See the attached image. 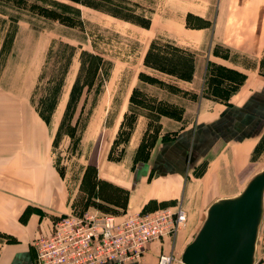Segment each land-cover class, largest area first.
<instances>
[{
    "label": "rangeland",
    "instance_id": "374dc122",
    "mask_svg": "<svg viewBox=\"0 0 264 264\" xmlns=\"http://www.w3.org/2000/svg\"><path fill=\"white\" fill-rule=\"evenodd\" d=\"M145 5L122 0H0V81L11 88L27 86L30 113L33 110L39 118L37 122L28 118V107L15 96L0 98V130L12 127L14 152L19 146V154L30 151L29 156L22 154V166L8 172L14 192L30 200L20 209V221L32 214L54 222L70 211L127 210V188L98 179L97 157L107 166L131 157L135 165L152 157L161 142L177 136L176 130L160 127L162 116L180 119L187 113L186 125L198 135L199 123L208 126L226 108L217 96L235 90L243 80L242 72L210 63L200 88L202 73L192 77L194 51L163 40L162 35L153 37L147 47ZM189 22L201 21L192 16ZM100 54L109 60L100 62ZM7 57L14 60L13 66L1 78ZM260 72L264 74V55ZM177 75L193 81L183 82ZM105 79L108 87L103 85ZM201 96L219 102L203 104L198 116L195 104ZM138 114L148 124L139 149L130 151L129 125ZM206 131L214 133L211 128ZM204 133L208 132L200 135ZM245 143L249 145L244 147ZM198 160L189 171L199 178L198 188L203 187L201 200L207 189L213 190L214 198L236 193L264 166V126L241 143L216 137ZM179 200L183 202L180 197L150 203L141 210ZM3 235L11 236L0 232V239ZM257 244L261 255L264 218ZM179 257L173 263L183 264Z\"/></svg>",
    "mask_w": 264,
    "mask_h": 264
},
{
    "label": "crops",
    "instance_id": "0c3cea01",
    "mask_svg": "<svg viewBox=\"0 0 264 264\" xmlns=\"http://www.w3.org/2000/svg\"><path fill=\"white\" fill-rule=\"evenodd\" d=\"M122 1L147 4L143 7L148 11V22L143 24L146 26L144 29L150 34L147 47L153 37L162 35L163 40L195 52L196 67L192 77L202 73L200 88L204 87L209 76L210 63L234 68L243 73V80L238 88L231 90L227 95L217 96L224 100L226 108H222L218 116L210 119L209 127L199 123L196 129L198 135L191 134V127L186 125V121L190 120L187 113L184 112L180 119L162 116L160 127L164 131L176 130L177 136L171 141L161 142L152 157L150 154L147 160L135 165L131 163V157L126 162L122 160L110 166L102 161L100 155L96 159L98 178L127 188V210L137 211L150 203L180 197L185 202L187 215L185 224L174 235L149 242L140 259L127 263L157 264L161 252L172 251L176 256L180 255L204 219L205 208L215 199L213 190L207 189L201 200L203 187L198 188L199 178L189 171L198 163L201 154L216 137L225 142L233 140L241 143L264 126V74L260 72V61L264 55V0ZM192 16L199 17L201 22L198 24L189 22ZM100 55L103 60L110 57L107 54ZM12 61L14 60L11 57L6 58L1 78L8 75L9 69L13 66ZM16 74L12 76H15L12 82H15ZM179 78L187 83L193 81L189 78ZM108 84L109 80L105 79L104 87H108ZM128 88H132V85ZM0 98L16 99L28 107V118L33 122L38 121V116L33 110L30 113V106L27 104L29 101L27 86L11 88L0 81ZM205 99L207 101H204ZM210 101L214 104L219 102L204 96L197 99L195 110L198 116L203 104ZM147 124L148 119L142 114L136 116L126 142L130 151H136L138 148ZM210 128L214 133L206 131ZM11 129L12 127L4 125L0 130V232L11 234L10 237L3 235V239H0V264H36L34 239L49 233L53 222L43 214L40 217L38 214H32L26 221H20L18 218L20 209L30 200L14 192L8 172L22 166L20 164V160L23 161L24 158L22 154L29 156L30 151L19 154L22 149V146H19L14 152ZM202 132L208 133L200 135ZM245 144L244 147L249 145ZM186 172L190 175L184 177Z\"/></svg>",
    "mask_w": 264,
    "mask_h": 264
},
{
    "label": "built area",
    "instance_id": "2783aa9c",
    "mask_svg": "<svg viewBox=\"0 0 264 264\" xmlns=\"http://www.w3.org/2000/svg\"><path fill=\"white\" fill-rule=\"evenodd\" d=\"M186 218L180 200L150 210L65 212L34 240L36 264H127L140 259L149 242L174 235ZM261 252L255 263L264 264V248ZM177 259L172 251L161 252L157 264Z\"/></svg>",
    "mask_w": 264,
    "mask_h": 264
},
{
    "label": "water",
    "instance_id": "95a60500",
    "mask_svg": "<svg viewBox=\"0 0 264 264\" xmlns=\"http://www.w3.org/2000/svg\"><path fill=\"white\" fill-rule=\"evenodd\" d=\"M264 218V166L232 195L211 200L180 253L183 264H255Z\"/></svg>",
    "mask_w": 264,
    "mask_h": 264
},
{
    "label": "trees",
    "instance_id": "16d2710c",
    "mask_svg": "<svg viewBox=\"0 0 264 264\" xmlns=\"http://www.w3.org/2000/svg\"><path fill=\"white\" fill-rule=\"evenodd\" d=\"M100 62H102V60H103V58H102V56L100 55ZM100 65V63L98 64V66ZM98 66L96 67V71L98 70ZM193 68V67H192ZM178 77H184L183 75H177ZM185 78V77H184ZM87 83V82H86ZM227 95V94H226ZM40 112H41V110H40ZM137 116V115H136ZM136 116L134 117V118H132L133 120H132V122H131V124L129 125V130H128V134H130V131H131V129H132V126H133V123H134V120H135V118H136ZM123 124V123H122ZM129 136V135H128ZM127 140V139H126ZM142 141H143V136H142V139H141V141H140V143H139V145H138V148L137 149H139V146L142 144ZM99 180H101V181H108V180H106V179H103V178H98Z\"/></svg>",
    "mask_w": 264,
    "mask_h": 264
}]
</instances>
